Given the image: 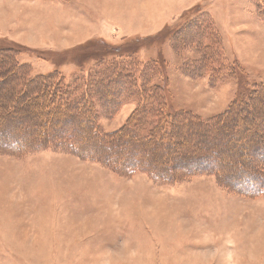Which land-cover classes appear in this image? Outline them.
Instances as JSON below:
<instances>
[{
  "label": "rangeland",
  "instance_id": "obj_1",
  "mask_svg": "<svg viewBox=\"0 0 264 264\" xmlns=\"http://www.w3.org/2000/svg\"><path fill=\"white\" fill-rule=\"evenodd\" d=\"M259 2L0 0V42L19 49V62L35 73L58 69L68 82L111 63L154 66L149 81L166 77L172 110L211 119L240 91L264 84ZM203 16L210 34L201 43L206 28L190 24ZM123 44L131 52L112 50ZM211 70L226 77L212 84ZM136 99L116 113L94 100L103 132L121 129ZM30 113L13 115L24 117L27 136ZM88 139L82 148L92 147ZM120 159L122 166L131 158ZM122 167L65 148H0V264H264V196H244L213 176L156 185Z\"/></svg>",
  "mask_w": 264,
  "mask_h": 264
},
{
  "label": "trees",
  "instance_id": "obj_2",
  "mask_svg": "<svg viewBox=\"0 0 264 264\" xmlns=\"http://www.w3.org/2000/svg\"><path fill=\"white\" fill-rule=\"evenodd\" d=\"M259 6L264 10V4L259 2ZM203 19L190 24L194 29L197 25L206 28L207 32H199L201 43L210 34ZM172 30L160 35H171ZM127 45H115L112 50L116 54L131 52ZM97 46L108 49L110 45L102 42ZM19 51L0 42V148L20 154L45 146L65 148L84 154L87 160L102 158L106 164L123 166L133 176L144 173L156 185L172 186L194 177L213 176L244 196H264V84L240 91L224 112L201 119L169 107L167 81L163 82L166 77L149 81L155 76L154 66L131 69L121 66L123 61L111 63L68 82L58 69L35 73L29 64L19 62ZM208 73H212V84L226 77L216 75L217 79L213 70ZM6 82H13L7 90ZM100 98L114 113L130 99L138 98L139 105L121 129L103 132L94 108V100ZM16 113H30L31 122L24 124L33 129L30 136L19 129L24 117H13ZM88 138H92V147L82 148ZM206 139L217 143L210 145ZM123 153L131 159L121 166Z\"/></svg>",
  "mask_w": 264,
  "mask_h": 264
}]
</instances>
